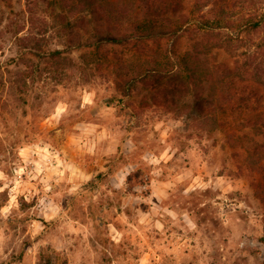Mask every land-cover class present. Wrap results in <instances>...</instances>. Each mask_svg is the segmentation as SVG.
<instances>
[{"label": "rangeland", "instance_id": "1", "mask_svg": "<svg viewBox=\"0 0 264 264\" xmlns=\"http://www.w3.org/2000/svg\"><path fill=\"white\" fill-rule=\"evenodd\" d=\"M219 3L233 20L264 12V0ZM193 9L172 47V105L157 94L163 80L119 100L86 24L69 32L78 10L0 1V264H264V154L239 170L220 124L190 118L192 87L175 62L189 50L209 71L244 63L264 104V25L200 30ZM101 173L91 196L77 194Z\"/></svg>", "mask_w": 264, "mask_h": 264}, {"label": "trees", "instance_id": "2", "mask_svg": "<svg viewBox=\"0 0 264 264\" xmlns=\"http://www.w3.org/2000/svg\"><path fill=\"white\" fill-rule=\"evenodd\" d=\"M188 1H193L191 16L197 18L195 22L200 25V30H214L223 28L224 25V28L240 34L257 31L264 25V12L258 15L257 21L249 16L241 17L239 21L222 16L227 10L219 7V0ZM188 1L53 0L62 12L74 13L78 10L80 13V18L75 21L66 20L69 32L72 33L80 24H86L89 32V43L86 47H90L94 55L101 53L103 61L107 65L112 63L115 67L114 86L120 94V101L131 98L132 92L141 83L148 81L153 86H162L159 82L163 80L167 85L159 87L157 94L162 95L167 103L175 98L172 105H176V93L181 90L180 83L171 82V69L175 67L171 56H177L172 47L189 30L192 19L184 11ZM205 7L209 9L203 12ZM206 15H213V19H205ZM162 42H171V45L162 47ZM123 45L130 46V49H126L127 54L120 56L112 52V56H108L107 50ZM175 62L178 68H183L184 78L192 87V101L188 107V114L191 116H188L196 120L210 116L214 122L220 124L221 130L218 131L223 132L228 142L233 143L230 147L231 155L243 172L247 155L264 154L263 97L256 82L246 75L249 72L247 65L237 62L222 63L218 68L209 71L203 68L199 55L192 54L189 50L184 51L180 57H175ZM208 82L211 83L212 91L205 95L204 88ZM181 108L182 106L179 110H184ZM239 131L249 137L239 139ZM258 165L264 167V155L260 157ZM102 176L103 173L99 174L95 181H91L77 194L82 197L85 194L91 196ZM248 177L253 186L259 182L253 171H250ZM130 179L131 174L127 175L126 182L129 183Z\"/></svg>", "mask_w": 264, "mask_h": 264}, {"label": "crops", "instance_id": "3", "mask_svg": "<svg viewBox=\"0 0 264 264\" xmlns=\"http://www.w3.org/2000/svg\"><path fill=\"white\" fill-rule=\"evenodd\" d=\"M44 176H46V174H44Z\"/></svg>", "mask_w": 264, "mask_h": 264}]
</instances>
